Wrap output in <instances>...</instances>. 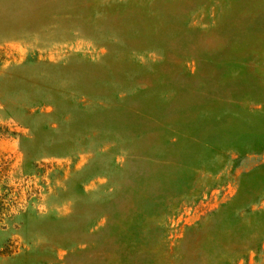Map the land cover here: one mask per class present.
Instances as JSON below:
<instances>
[{
  "label": "rangeland",
  "instance_id": "rangeland-1",
  "mask_svg": "<svg viewBox=\"0 0 264 264\" xmlns=\"http://www.w3.org/2000/svg\"><path fill=\"white\" fill-rule=\"evenodd\" d=\"M0 264H264V0H0Z\"/></svg>",
  "mask_w": 264,
  "mask_h": 264
}]
</instances>
